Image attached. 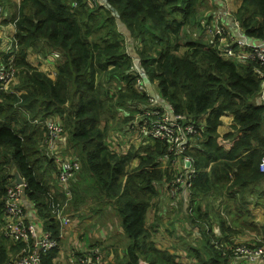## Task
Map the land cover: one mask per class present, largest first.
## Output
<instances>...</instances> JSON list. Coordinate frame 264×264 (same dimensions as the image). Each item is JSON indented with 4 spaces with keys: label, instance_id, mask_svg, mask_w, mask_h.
<instances>
[{
    "label": "trees",
    "instance_id": "trees-1",
    "mask_svg": "<svg viewBox=\"0 0 264 264\" xmlns=\"http://www.w3.org/2000/svg\"><path fill=\"white\" fill-rule=\"evenodd\" d=\"M209 1L214 0H20L18 5L0 0L14 25L16 50L9 53L17 71L10 92L0 93V229L2 199L16 171L25 183L24 199L58 242V210L63 215L70 208L83 210L91 200L99 211L113 209L128 236L121 255L112 253V264H233L231 250L216 248L206 227L197 226L202 247L190 245L188 263L151 241L146 214L163 189L158 188L176 175L164 142L131 146L125 153L110 151L105 143L115 120L118 128L127 121H120L118 111L147 99L133 88L140 69L175 114L204 119L205 140L188 151L196 171L187 200L194 219L200 215L196 199L220 196L224 189L243 205L249 185L258 187L255 205L264 210L259 188L264 173L258 169L264 157V102L254 72L264 65L225 60L216 41H198L185 32L194 22V29L205 33L204 15L205 23L214 17ZM233 17L247 38L264 40V0H241ZM32 52L54 56V75L28 62ZM112 83L116 90L110 93ZM225 113L232 115L233 132L220 136L216 129ZM50 119L62 128L66 153L80 164L67 204L62 189L52 187L55 164L43 144L46 129L40 123ZM220 226L227 234L223 243L232 244L228 226L224 221ZM256 230L261 240L255 244L264 245V224ZM20 248L0 230V264H12ZM57 254V248L50 250L40 264H57Z\"/></svg>",
    "mask_w": 264,
    "mask_h": 264
},
{
    "label": "built area",
    "instance_id": "built-area-1",
    "mask_svg": "<svg viewBox=\"0 0 264 264\" xmlns=\"http://www.w3.org/2000/svg\"><path fill=\"white\" fill-rule=\"evenodd\" d=\"M10 18V11L0 7V37L10 40V42L4 43L1 49L3 55L0 57V93H9L10 85L16 83L15 74L17 71L13 63L14 54L9 53L12 47L16 50V45L13 42L15 30ZM4 21L7 23L4 24ZM205 25V30L212 34V41H216L214 44H216L217 53L221 58L237 63L251 60L264 65V40L256 41L247 38L242 33L238 22L234 21L233 27L232 25L228 26L221 22L220 16L214 15ZM9 30L12 32L6 33ZM234 30L235 32L239 31L243 37L241 39L234 38L232 33ZM5 55L8 56L6 60ZM138 69L136 68L137 71ZM254 72L260 78L259 100L264 102V70L255 69ZM51 74L54 75V73ZM150 87L152 86L146 84L143 72L139 69L133 88L137 93L145 94L147 99L134 104L133 106L136 105V108L118 111L120 121L125 119L127 121L121 122L114 141L111 143L105 140V143L110 151L115 152L117 147L123 145L122 142L134 143L143 140L141 145L158 141L164 142L167 145V152L170 154L171 165L177 164V168L172 167L173 170H176V175L168 183H164V190L167 196L169 194L173 199L179 198L182 193L190 196L196 171L192 166L193 160L188 151L197 142L202 132L204 119L195 120L175 114L168 105L160 101L159 94H151ZM35 123L39 124L38 121ZM199 123H201V127L198 126ZM40 124H43L46 129L43 144L50 151L55 164L53 177L57 181L58 188L62 189L67 204L71 199L69 184L79 172L80 164L73 158H65L54 152L55 145L63 137L61 126L52 119L45 120ZM163 159L165 160V158ZM258 169L264 173V157L261 159ZM24 187V181L21 184H15L13 181V184L6 188V194L2 199L3 224L0 230L9 241L21 245L12 264H40L41 256L58 248L59 244L58 240L52 236L50 231L45 230L42 224L30 221V214H28L24 203ZM65 215L61 213V210L56 213V218L61 226L59 236L63 232L65 233V229H71L73 225L69 217ZM227 249L231 250L233 261L236 263L264 264V245L257 246L255 243L233 241ZM73 261L77 264L105 263L101 248L95 245L75 251ZM139 264L145 263L140 261Z\"/></svg>",
    "mask_w": 264,
    "mask_h": 264
},
{
    "label": "crops",
    "instance_id": "crops-1",
    "mask_svg": "<svg viewBox=\"0 0 264 264\" xmlns=\"http://www.w3.org/2000/svg\"><path fill=\"white\" fill-rule=\"evenodd\" d=\"M231 2L232 0H214L213 2L209 1L208 9L210 11V14L220 16L221 22L225 23L228 26L232 25L233 27L235 21L233 14L236 11V9L233 11V9L231 8L232 6L230 7ZM11 32L12 31H10V33ZM232 33H233V37L236 39H241L243 37L240 35L239 31L235 32L234 30L232 31ZM220 121L221 123L216 129L217 133L220 136L233 132L232 126L234 124L232 120V115H230L229 113H225L220 117ZM204 140L205 137L199 135L197 142L198 141L203 142ZM50 176L53 177L54 175L51 174ZM54 180H55V185L58 188L57 181L56 179ZM249 188L251 189V191H248L246 193V196L244 197L245 201L243 205L239 200L230 199L229 196L225 193L224 189H222L220 193H217L220 196L214 194L213 195L207 194L205 196L206 198L204 199H196L194 201L195 206L196 204H200V215L197 221L194 219V217H196L197 215L195 216L193 215L194 214V209L192 210V208H194L192 207L193 204L190 203V200L187 201L189 196H187L184 193H182V195L177 199L169 200V197L162 190L158 195V197L153 200V202L160 201V204L158 206L159 210L157 214L159 216L162 215L164 217L163 219H166V221L168 220L167 219L168 217L165 218L164 214L167 213L168 211L172 213L171 217H169L170 218L169 223L172 224V227L173 226L176 227L174 231H175V237L178 238V240L179 237H183L193 241L194 244L198 243L201 240V236L197 226L203 228L206 227V231L208 230V232H210L211 240L216 245V248H222L223 250H228L227 249L228 245H225L223 243L227 237V234L224 233V231H222V228L220 226L221 221H224L230 230V235L228 238L230 239V242L238 241V242H246V243H255L261 240V236L256 229H258L260 226L264 224V210L262 207L255 205L256 204L255 202L258 201L257 200L258 187L255 185L254 186L249 185ZM259 188L264 189V182L260 184ZM166 196L167 199L165 198ZM231 196L234 197V194H231ZM263 199L264 197H262L260 201H263ZM178 200H180L179 202H181L183 214L180 216V218L177 219L175 217V214L177 212V209L179 208L177 205ZM166 201H168V203ZM24 203L26 210L28 211V214H30L29 217L30 221L33 223L42 224L43 221L35 216L34 209L31 206L29 207L27 206L26 199H24ZM65 216L69 217V220H71V222L74 223V225L72 226L71 229L70 228H68V230L65 229V233L63 232L62 235L60 236V240L58 242L59 245L57 248L58 254L57 257L55 258V263L77 264L76 262L73 261V255L75 251H80L82 248L91 245H95L99 247L100 243H97L90 234L88 236V239L86 238V236H82L81 242H79L75 237V235H71V232L74 231V228L76 229L79 225V220L77 216H75L74 218L73 216H69V215H65ZM219 216H221V218ZM238 217H240V223L236 222V218ZM204 218L206 219L205 221H203ZM174 219H177L178 221L174 222ZM157 223L158 222H155V224ZM158 248L160 249V247ZM106 258L107 257H105V259ZM107 260L110 262V264H112L111 263L113 261L112 257L108 256ZM233 264H236V262L233 261Z\"/></svg>",
    "mask_w": 264,
    "mask_h": 264
},
{
    "label": "rangeland",
    "instance_id": "rangeland-1",
    "mask_svg": "<svg viewBox=\"0 0 264 264\" xmlns=\"http://www.w3.org/2000/svg\"><path fill=\"white\" fill-rule=\"evenodd\" d=\"M13 1L18 5L20 0H13ZM239 1L241 0H232L230 7L232 6L231 8L233 9V11L236 9ZM203 14L204 13H202V15ZM208 17L209 16L204 15V20H202V28L204 29L205 33L200 32L198 29H194V26H193L194 22H191L188 26L184 27L185 32L187 33L189 32V35H191L192 38L198 41H204V42L209 41L212 37V34H210V32H207L205 30L206 29L205 21L207 20ZM198 20L199 19L195 20V22L197 23ZM11 29L13 31L12 27ZM9 32L10 30L6 33H9ZM207 37L209 38L207 39ZM129 40L130 38L126 39V46L129 43ZM8 42H10V40L8 39L4 40L2 37H0V52L2 51L1 49L3 48L2 45ZM183 50H184L183 47H180L178 52L181 53L183 52ZM27 59H28V62L33 67L37 68L38 70L47 72V70L49 69L51 70V73H55L54 56L51 55V56L41 57L37 55L36 53L32 52L29 54ZM133 61H135L134 66L138 68L137 60H133ZM53 66L54 68H52ZM151 85L153 86V87H150L151 94L153 95L158 94V89L156 88L155 84H151ZM115 90H116V84L112 83L110 93H113ZM115 122H117V120H115ZM114 123H113L112 128L108 131V134L106 137V141L108 140L111 143L114 141V138H116L117 129H118V127L114 126ZM142 143H143V140L141 142H134V143H131L130 141L126 143L122 142L123 145L121 147H117L115 152H118V153L127 152V149H129V147L131 146L138 147ZM67 148H68V144L67 142H65L64 137H62V140L58 141L57 144L55 145L54 152L57 153L59 156L70 158V156L66 153ZM135 165H136V161H133L129 169H131ZM165 167H167V165ZM169 167L177 168V164L169 165ZM52 187L56 188L54 181L52 182ZM158 189H162L167 195L163 186ZM168 196H169V200L173 199L171 198L169 194ZM165 198L167 199V196ZM179 201L180 200L177 201V205L179 208L177 209V212L175 214V217L177 219L180 218V216L183 214L181 202ZM166 202L168 203V201ZM263 202H264V199H263ZM159 204H160V201H156V204L153 205L154 208L149 209L146 214V226L150 232V239L157 248L160 247V249L168 250L170 253H174L177 256L178 260H180L182 263H188L190 261L189 257H192V255L190 254L189 247L190 245H198V243L194 244L193 241L188 240L183 237H179V240H178V238L175 237V231H174L176 227L174 226L172 227V224L169 223L170 222L169 217H171L172 213L168 211L167 213L164 214L165 218L168 217L167 218L168 220L166 221V219H163L164 217L162 215L159 216L157 214L159 210L158 208ZM83 206L84 208L82 211H80L81 209L78 210V207H77L76 210H74V208H70L69 209L70 212L66 213L69 216H73V218L77 216L79 220L78 227L76 229L74 228V231L71 232V235H75L77 240L81 242L82 236H86V238L88 239V236L90 234L97 243H100L99 247L102 250L103 258L106 261V263H109V261L107 260L108 256L112 257L110 255H112V253L115 254V252L118 254L123 252V248H125V244L127 243V241L129 242L128 236L123 232V229H121L122 227L120 224V220L116 218L115 212L113 211V209L108 212L105 209L99 211L96 207V203L91 200H88V202ZM177 219H174V222H177L178 221ZM155 222H158V223L155 224ZM165 222H168V223H165ZM236 222L240 223V217L236 218ZM72 224L74 225V223ZM198 247H199V250L201 251L202 245L199 244ZM105 257L107 258L105 259ZM236 264H240V263H236Z\"/></svg>",
    "mask_w": 264,
    "mask_h": 264
},
{
    "label": "water",
    "instance_id": "water-1",
    "mask_svg": "<svg viewBox=\"0 0 264 264\" xmlns=\"http://www.w3.org/2000/svg\"><path fill=\"white\" fill-rule=\"evenodd\" d=\"M101 4L104 3V0H98ZM144 75V74H143ZM147 82V81H146ZM161 102H164L163 99L159 98ZM13 177H14V183L15 184H21L22 183V179L20 178V176L18 175V173L16 171H14L13 173ZM27 206L29 207L28 203Z\"/></svg>",
    "mask_w": 264,
    "mask_h": 264
}]
</instances>
